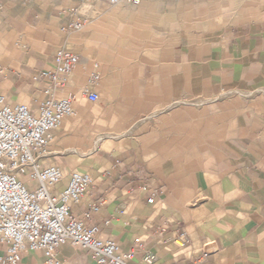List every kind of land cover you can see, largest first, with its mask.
Masks as SVG:
<instances>
[{"label": "crops", "instance_id": "crops-1", "mask_svg": "<svg viewBox=\"0 0 264 264\" xmlns=\"http://www.w3.org/2000/svg\"><path fill=\"white\" fill-rule=\"evenodd\" d=\"M160 2L168 0L86 14L31 8L18 47L0 62V92L36 110L49 97L36 74L59 49L76 53L69 84L55 93L73 97L76 112L44 159L65 170L55 191L74 170L91 174L73 214L134 248L132 264H146V252L152 264H264V21L191 28ZM78 19L82 30L62 31ZM94 71L99 99L90 101L82 91ZM101 99L99 113L87 110ZM6 248L0 242V257ZM58 256L98 264L70 243ZM21 264L47 263L41 249H26Z\"/></svg>", "mask_w": 264, "mask_h": 264}, {"label": "built area", "instance_id": "built-area-1", "mask_svg": "<svg viewBox=\"0 0 264 264\" xmlns=\"http://www.w3.org/2000/svg\"><path fill=\"white\" fill-rule=\"evenodd\" d=\"M85 24L84 19H78L61 29L69 35ZM79 61L76 53L61 48L52 65L36 74V79L46 83L49 94L36 110L27 103L11 102L0 92V242L7 246L0 260L8 264H21L26 249H41L47 264H64L58 248L66 243L88 249L98 264H132L134 259V248L125 249L114 238L100 236L98 226H89L73 214V205L88 192L91 174L74 170L67 185L55 191L65 178V170L58 164L44 163L53 132L65 117L76 112L73 97H57L55 93L69 84ZM99 79L100 73L94 71L82 91L84 98L99 99L92 87ZM148 201L154 202V194ZM91 209L98 211L100 203H92ZM85 216L89 218L90 212ZM143 260L152 264L154 255L146 252Z\"/></svg>", "mask_w": 264, "mask_h": 264}, {"label": "rangeland", "instance_id": "rangeland-1", "mask_svg": "<svg viewBox=\"0 0 264 264\" xmlns=\"http://www.w3.org/2000/svg\"><path fill=\"white\" fill-rule=\"evenodd\" d=\"M124 3V4H123ZM127 0L117 4L111 0H0V62L9 58L18 47L21 31L29 10L58 5L63 10H102L116 5L133 7ZM159 4L168 5L174 15L184 16L191 28L224 30L238 24L264 21V0H168ZM179 13V14H178ZM83 14V13H82ZM102 100L87 102V110L99 113Z\"/></svg>", "mask_w": 264, "mask_h": 264}]
</instances>
